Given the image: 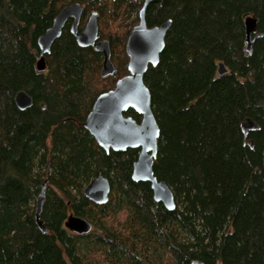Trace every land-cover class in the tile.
Listing matches in <instances>:
<instances>
[{
    "label": "trees",
    "instance_id": "1",
    "mask_svg": "<svg viewBox=\"0 0 264 264\" xmlns=\"http://www.w3.org/2000/svg\"><path fill=\"white\" fill-rule=\"evenodd\" d=\"M98 13L116 76L100 77L102 53L77 44L68 20L36 69L37 37L64 6ZM143 0H0V264H264V0H151L148 27L170 19L164 47L143 81L160 130L150 183L131 179L138 149L104 151L82 126L95 98L127 73L125 43ZM257 18L247 52L244 18ZM107 25V26H106ZM223 62L227 72L217 73ZM25 90L31 106L14 95ZM44 104V107L41 106ZM139 121L133 110L125 112ZM250 118L257 128L241 130ZM108 178L104 204L82 194ZM46 182L35 223L37 194ZM92 224L78 235L69 214Z\"/></svg>",
    "mask_w": 264,
    "mask_h": 264
},
{
    "label": "water",
    "instance_id": "2",
    "mask_svg": "<svg viewBox=\"0 0 264 264\" xmlns=\"http://www.w3.org/2000/svg\"><path fill=\"white\" fill-rule=\"evenodd\" d=\"M150 1L143 0L138 11V21L127 35L125 43V52L128 57L127 74L117 78L111 89L101 92L95 98L82 126L106 152L124 151L127 148L138 149L137 158L132 164L131 179L135 182H149L154 200L162 203L167 210H173L175 200L172 189L164 181L158 180L153 173V161L157 153L160 130L152 112L149 90L143 81L148 66H155L158 63L170 19L159 25L148 27L145 22V8ZM83 9L81 2L64 6L54 16L51 25L37 37L39 55L36 69L38 71L45 70V55L50 52L51 45L61 35L66 22L71 20L69 30L77 44L81 47H93L102 53L100 77L116 76L117 68L111 59L109 42L107 39L100 38L99 35L97 11H91L84 26L79 29ZM257 22L254 16L248 15L244 18L247 52L251 51L253 41L262 36L257 31ZM225 72H227L225 64L219 62L217 73ZM14 102L18 108L25 109L31 106L32 97L22 89L15 93ZM41 106L44 107V104ZM130 109L140 116L139 121L125 114ZM256 128L257 124L250 118L244 119L241 123V130L245 136L249 130ZM110 188L108 178L98 174L83 187L82 194L96 204H104L109 198ZM45 193L46 182L41 185L37 194L34 210L35 223L42 232L48 231L40 217ZM64 227L72 233L82 235L91 231L92 224L84 217L71 213L64 221ZM192 264L202 263L194 260Z\"/></svg>",
    "mask_w": 264,
    "mask_h": 264
},
{
    "label": "rangeland",
    "instance_id": "3",
    "mask_svg": "<svg viewBox=\"0 0 264 264\" xmlns=\"http://www.w3.org/2000/svg\"><path fill=\"white\" fill-rule=\"evenodd\" d=\"M104 39H105V38H104ZM112 61H113V60H112ZM117 61H118V60H115V61H113L114 65H117V64H116V63H117ZM84 186H85V185H84Z\"/></svg>",
    "mask_w": 264,
    "mask_h": 264
},
{
    "label": "flooded vegetation",
    "instance_id": "4",
    "mask_svg": "<svg viewBox=\"0 0 264 264\" xmlns=\"http://www.w3.org/2000/svg\"><path fill=\"white\" fill-rule=\"evenodd\" d=\"M135 25V24H134ZM116 66V65H115ZM127 74V73H126Z\"/></svg>",
    "mask_w": 264,
    "mask_h": 264
},
{
    "label": "bare ground",
    "instance_id": "5",
    "mask_svg": "<svg viewBox=\"0 0 264 264\" xmlns=\"http://www.w3.org/2000/svg\"><path fill=\"white\" fill-rule=\"evenodd\" d=\"M107 26V25H106Z\"/></svg>",
    "mask_w": 264,
    "mask_h": 264
}]
</instances>
